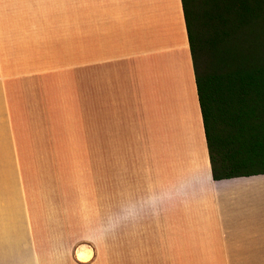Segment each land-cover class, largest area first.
I'll return each mask as SVG.
<instances>
[{"label":"crops","instance_id":"1","mask_svg":"<svg viewBox=\"0 0 264 264\" xmlns=\"http://www.w3.org/2000/svg\"><path fill=\"white\" fill-rule=\"evenodd\" d=\"M86 3L81 47L71 29V63L57 67L34 61L32 67L42 68L30 69L29 56L15 58V45L23 52L25 45L15 44L13 27L0 21V264L98 263L92 251L80 258L86 245L47 251L33 203L28 163L37 145L27 144L25 123L34 112L44 125L57 86L61 82L65 91L72 74H84L86 114L98 82L101 114L108 88L109 103L146 109L164 140L166 166L142 210L143 226L149 217V249L119 251V258L133 264H264V175L213 179L182 0ZM27 45L38 51L40 42ZM74 50L85 52L84 62L72 61ZM118 243L122 247L120 229Z\"/></svg>","mask_w":264,"mask_h":264},{"label":"rangeland","instance_id":"2","mask_svg":"<svg viewBox=\"0 0 264 264\" xmlns=\"http://www.w3.org/2000/svg\"><path fill=\"white\" fill-rule=\"evenodd\" d=\"M86 4V0H0V21L13 27L15 44L25 45L24 52L15 45V58L18 54L30 58V69L42 68L32 67L34 61L53 67L71 63L70 30L77 31L81 47ZM248 20L238 46L245 51L264 47V5ZM29 40L40 42L38 51L28 48ZM72 53L77 57L72 61L84 62V51ZM70 77L65 91L61 82L57 86L44 125L35 122L34 112L25 123L27 144L37 145L28 165L45 249L86 245L97 264H133V259L119 258V251L128 255L149 249V217L146 213L147 227L143 226L142 210L156 195L160 171L166 166L164 140L152 130L146 109L118 107L113 101L110 105L108 88L101 114L98 82L91 86L94 96L86 114L84 74Z\"/></svg>","mask_w":264,"mask_h":264},{"label":"trees","instance_id":"3","mask_svg":"<svg viewBox=\"0 0 264 264\" xmlns=\"http://www.w3.org/2000/svg\"><path fill=\"white\" fill-rule=\"evenodd\" d=\"M182 4L213 179L264 175V47L238 46L264 0Z\"/></svg>","mask_w":264,"mask_h":264},{"label":"bare ground","instance_id":"4","mask_svg":"<svg viewBox=\"0 0 264 264\" xmlns=\"http://www.w3.org/2000/svg\"><path fill=\"white\" fill-rule=\"evenodd\" d=\"M89 251H91V250H88V251L86 250V251H85V250H83V249H82V250L80 249V250L78 251V252H79V256H80V258H82V259L86 258V256L83 255L81 252H87V253H89Z\"/></svg>","mask_w":264,"mask_h":264}]
</instances>
